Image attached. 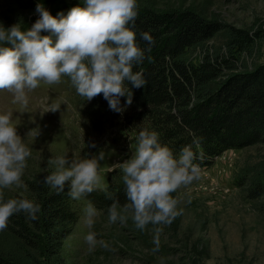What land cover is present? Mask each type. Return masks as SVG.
Returning <instances> with one entry per match:
<instances>
[{
  "label": "rangeland",
  "instance_id": "1",
  "mask_svg": "<svg viewBox=\"0 0 264 264\" xmlns=\"http://www.w3.org/2000/svg\"><path fill=\"white\" fill-rule=\"evenodd\" d=\"M139 1L160 10L192 9L219 21L225 28L210 41L216 47L223 46L229 35H247L251 42L248 50L240 52V67L264 64V0ZM22 3L0 0V23L5 27L12 24L13 10ZM27 96L28 104L23 106L13 101L11 92L0 90V112L12 113L18 134L31 149L22 185L3 189L4 195L27 194L28 182L43 181L55 169V156L65 153L82 157L103 152L100 181L93 191H107L114 181H122V172L115 165L131 155L134 140L119 136L110 124L97 129L67 76L52 84L42 81ZM47 105L59 107L47 111ZM200 168L199 179L171 193L180 214L170 224L160 225L158 249L152 225L137 229L130 217L125 224L110 223L107 207L93 202L90 193L73 199L80 218L64 241L63 264H264V195L253 199L247 191L250 179L264 175V143L228 148L212 164ZM89 202L98 211L91 230L101 241L92 250L84 240L90 230L85 223Z\"/></svg>",
  "mask_w": 264,
  "mask_h": 264
},
{
  "label": "trees",
  "instance_id": "2",
  "mask_svg": "<svg viewBox=\"0 0 264 264\" xmlns=\"http://www.w3.org/2000/svg\"><path fill=\"white\" fill-rule=\"evenodd\" d=\"M22 2L20 8L12 9V24L21 22L27 28L38 17V0ZM39 2L50 12L58 9L51 12L56 15L67 12L79 0ZM137 4L136 40L144 50V59L134 71L142 70L146 83L132 89V103L120 113L108 107L102 93L90 101L78 95L96 128L115 126L119 136L129 137L135 144L139 130H154L174 152L196 136L199 143L193 145V151L202 156L195 161L200 166L212 164L213 158L228 148L264 143V64L243 69L239 64L240 52L248 50L251 39L232 34L223 46L216 47L210 41L225 28L219 21L192 9L160 10L139 0ZM142 31L152 35L151 46L141 39ZM124 101L121 97L122 105ZM250 180L249 196L260 198L264 175ZM90 194L102 207L113 200L121 205L126 202L122 181H114L107 191ZM4 196L32 199L40 211L35 220L26 219L23 213L9 217L7 227L0 231V264H63L64 241L80 218L68 185L57 192L34 179L28 182L27 194Z\"/></svg>",
  "mask_w": 264,
  "mask_h": 264
},
{
  "label": "clouds",
  "instance_id": "3",
  "mask_svg": "<svg viewBox=\"0 0 264 264\" xmlns=\"http://www.w3.org/2000/svg\"><path fill=\"white\" fill-rule=\"evenodd\" d=\"M137 7V0H79L67 12L52 15L38 0V17L30 27L23 28L21 22L8 27L0 23V90L11 92L14 102L27 106V93L42 81L52 84L67 76L85 100L102 93L111 110L123 112L132 103V89L146 83L143 71H134L144 59V50L136 40ZM139 35L149 46L154 43L148 31ZM121 97L125 98L124 105ZM58 107L47 105V111ZM197 143L199 138L193 136L191 143L174 152L160 141L156 131L139 130L131 155L115 165L122 172L126 202L121 205L113 200L107 206L108 221L125 224L130 217L140 230L152 225L153 243L158 249L160 225L170 224L180 214L171 193L200 178L201 168L195 161L202 156L193 151ZM30 156L31 149L18 134L12 113L0 112V231L13 214L37 219L38 203L26 197L5 198L2 191L22 185ZM103 159V152L82 157L57 155L52 161L55 169L43 177V182L57 192L67 184L69 196L79 199L99 183L98 168ZM97 215L96 207L89 202L85 223L90 230L84 236L89 250L101 242L91 230Z\"/></svg>",
  "mask_w": 264,
  "mask_h": 264
}]
</instances>
